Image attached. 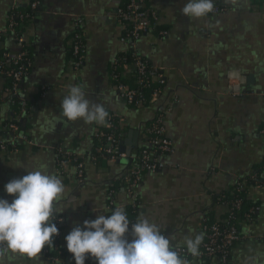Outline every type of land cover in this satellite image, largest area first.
Here are the masks:
<instances>
[{
    "label": "crops",
    "instance_id": "1",
    "mask_svg": "<svg viewBox=\"0 0 264 264\" xmlns=\"http://www.w3.org/2000/svg\"><path fill=\"white\" fill-rule=\"evenodd\" d=\"M121 0H40L34 18L24 30L30 57L23 95L27 114L19 118L30 142L17 141L15 148L0 151V199L14 198L4 186L27 171L46 165L49 174L65 186L54 218L60 216V232L53 237V251L63 260L49 261L16 256L12 264H71L64 237L77 224L110 215L111 209L130 205V192L122 181L125 169L135 163L132 153L141 144L140 127L151 120L159 105L170 104L165 113L166 135L174 149L163 156L155 172L144 171L132 189L136 197L134 221L143 213L158 225L171 246H184L186 236L202 233L204 217H224L225 208L216 197L227 192L237 178L260 173L264 167V0H214L223 7L215 15L189 18L181 13L187 0H149L159 17L164 38L154 32L143 35L137 50L151 63L164 67L165 89L158 100L129 108L116 96L110 65L121 50L117 7ZM28 0H0V27L10 8ZM82 20L84 62L74 71L69 65V42L73 21ZM7 46L13 47L7 40ZM0 78V91L3 86ZM69 85L82 86L86 97L102 104L123 122L122 139L135 144L130 157L84 164L78 182L74 165L60 170L56 148L86 154L95 147L97 123L68 121L61 115V100ZM48 86L44 96L40 87ZM13 106L0 100V140L10 135L1 129ZM47 120L55 129L45 132ZM136 130L135 137L132 131ZM22 165V167H18ZM113 191L112 205L108 193ZM246 198L258 205L251 222H241L243 239L231 249L229 264H264V187L250 186ZM247 229V231H245ZM194 230V231H191ZM126 238L131 241V226ZM87 255V254H86ZM189 264H202L196 259ZM216 261V258H214ZM85 264H97L88 256ZM216 264V263H215Z\"/></svg>",
    "mask_w": 264,
    "mask_h": 264
},
{
    "label": "built area",
    "instance_id": "2",
    "mask_svg": "<svg viewBox=\"0 0 264 264\" xmlns=\"http://www.w3.org/2000/svg\"><path fill=\"white\" fill-rule=\"evenodd\" d=\"M40 0H28L32 13H23L14 4L7 13L5 24L0 27V78L3 86L0 91V100H7L12 105L16 103L17 109L12 110L10 117L1 124V129L9 133L10 139L0 140V151L15 148L17 141L30 142L26 133L21 130L19 118L26 115L28 104L23 96L27 88L23 85L30 67V57L24 30L29 21L34 18L35 11ZM223 10V7L214 2V8L208 15H215ZM119 25L118 40L121 50L111 62L110 75L113 80L115 94L127 107L136 108L159 99L165 89L164 67L151 63L137 50V41L145 34L154 32L158 38H164L167 30L158 27L159 17L151 7L149 0H125L119 3L116 11ZM82 20L76 18L73 21V30L69 42V65L72 70L80 69L84 62V35L81 29ZM7 40L13 47L7 46ZM48 86L40 87V96H44ZM171 108L170 104L159 105L151 120L140 127L141 144L132 153L135 163L128 166L122 181L130 192V205H136V197L132 193L134 186L140 181L144 171H157L161 158L174 149L173 141L166 135L164 116ZM106 122L98 124L95 131V147L86 154L72 153L63 146L56 148L57 166L61 170L66 163L74 165L75 177L78 182L84 178V164L86 160L97 163L101 158L115 161L130 157V153L121 150L123 122L121 118L111 112H107ZM107 129L108 131H105ZM264 136V126L260 129ZM250 186L264 187V167L260 173H251L246 177L237 178L230 193L234 197L222 194L217 202L225 208L224 217L220 220L209 221L204 217L201 222L204 239L200 245V255L192 257L184 246L174 247L181 257L187 260L196 259L202 264H229L230 253L233 245L242 240L244 235L240 232L241 222H251L257 211L258 205L252 204L243 209V200ZM113 191H109V205L112 201ZM130 221V220H129ZM60 232L62 218L53 219ZM134 223L135 221H130ZM131 226V224L129 225ZM58 232V233H59ZM52 247L47 245L40 255L49 261L59 262L63 260L60 251L52 252ZM216 258V261H214ZM75 264V261H70Z\"/></svg>",
    "mask_w": 264,
    "mask_h": 264
},
{
    "label": "clouds",
    "instance_id": "3",
    "mask_svg": "<svg viewBox=\"0 0 264 264\" xmlns=\"http://www.w3.org/2000/svg\"><path fill=\"white\" fill-rule=\"evenodd\" d=\"M213 8L214 0H187L181 13L189 18H202ZM60 107L61 115L68 121L81 119L86 123L104 124L108 115L102 104L90 101L84 88L77 85L68 86ZM54 129L55 121L47 120L43 131ZM4 190L14 198L11 202L0 199V264H12L16 256L38 260L42 249L46 245L52 247L53 237L59 232L52 221L55 213L63 211H57L56 207L65 190L63 181L49 174L46 165H41L10 180ZM110 212V215L83 221V226L77 224L64 237L75 264H85L88 256L95 258L97 264H189L171 246L158 225L143 213L131 223L123 206ZM130 224L131 241L126 238ZM203 239L204 233L184 238L186 250L192 257L200 255ZM249 260L254 264L255 257Z\"/></svg>",
    "mask_w": 264,
    "mask_h": 264
},
{
    "label": "trees",
    "instance_id": "4",
    "mask_svg": "<svg viewBox=\"0 0 264 264\" xmlns=\"http://www.w3.org/2000/svg\"><path fill=\"white\" fill-rule=\"evenodd\" d=\"M125 0H121L120 1V4H122L123 2H124ZM19 8V10H20V12H23V13H32V11H31V9H30V6H29V4H26V5H24V6H18ZM36 12V11H35ZM117 55H119V53L117 54ZM116 55V56H117ZM115 56V57H116ZM112 65V64H111ZM110 65V70H111V68H112V66ZM12 106H13V108H14V110H16L17 109V106H16V103H14V104H12ZM105 131H108L107 129H105ZM8 147H11V146H9L8 145ZM222 194H226L228 197H234L235 196V193H230V191H227V192H223V193H220L217 197H216V200H218L219 199V197H221V195ZM253 203H251L246 197L244 198V200H243V209L245 210V209H247L248 207H250L251 205H252ZM134 211H135V206H133V205H129L126 209H125V212H126V214H127V217H128V219L130 220V221H134ZM209 221H211L210 219H209ZM56 251H53L52 250V252L51 253H55ZM45 258V257H44Z\"/></svg>",
    "mask_w": 264,
    "mask_h": 264
},
{
    "label": "water",
    "instance_id": "5",
    "mask_svg": "<svg viewBox=\"0 0 264 264\" xmlns=\"http://www.w3.org/2000/svg\"><path fill=\"white\" fill-rule=\"evenodd\" d=\"M131 131L133 133L132 137H135L136 130H131ZM134 144H135V141H133V139H131V141H129V142L125 139H122L121 140V150L125 151L126 153H129L130 147Z\"/></svg>",
    "mask_w": 264,
    "mask_h": 264
}]
</instances>
